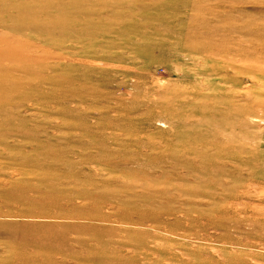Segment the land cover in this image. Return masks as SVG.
<instances>
[{
    "label": "rangeland",
    "instance_id": "374dc122",
    "mask_svg": "<svg viewBox=\"0 0 264 264\" xmlns=\"http://www.w3.org/2000/svg\"><path fill=\"white\" fill-rule=\"evenodd\" d=\"M0 264H264V0H0Z\"/></svg>",
    "mask_w": 264,
    "mask_h": 264
}]
</instances>
